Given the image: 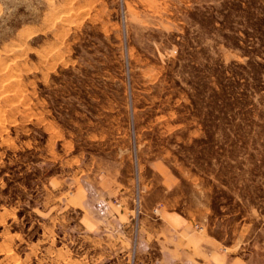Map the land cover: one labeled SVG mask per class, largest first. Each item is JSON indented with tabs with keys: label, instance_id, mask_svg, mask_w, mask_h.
<instances>
[{
	"label": "rangeland",
	"instance_id": "obj_1",
	"mask_svg": "<svg viewBox=\"0 0 264 264\" xmlns=\"http://www.w3.org/2000/svg\"><path fill=\"white\" fill-rule=\"evenodd\" d=\"M106 181L264 264V0H0V264H83Z\"/></svg>",
	"mask_w": 264,
	"mask_h": 264
},
{
	"label": "crops",
	"instance_id": "obj_2",
	"mask_svg": "<svg viewBox=\"0 0 264 264\" xmlns=\"http://www.w3.org/2000/svg\"><path fill=\"white\" fill-rule=\"evenodd\" d=\"M113 186L109 181L102 186L98 194L99 200L94 201L100 204V211L96 204L91 205L90 212L85 214L83 225L86 238H89V234L96 235L97 231H101L102 235L114 237V232L110 230L117 227L118 240L115 243L104 239L98 242L90 236V240L84 241L83 264L229 263L228 254L222 251L218 241L208 236L192 216L170 207L167 203L162 208L155 205L146 210L137 225L136 238L133 237L130 231L127 233L134 218L131 211L133 200L130 198L126 203L122 197L124 192ZM113 198L121 205L117 206ZM96 214L100 223L99 229ZM93 250H97V256H89V252Z\"/></svg>",
	"mask_w": 264,
	"mask_h": 264
}]
</instances>
